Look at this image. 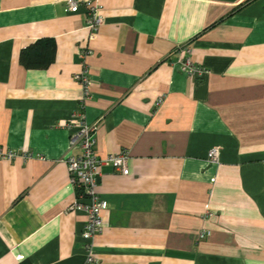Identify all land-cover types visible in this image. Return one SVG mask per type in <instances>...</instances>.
Returning <instances> with one entry per match:
<instances>
[{"label": "crops", "instance_id": "crops-1", "mask_svg": "<svg viewBox=\"0 0 264 264\" xmlns=\"http://www.w3.org/2000/svg\"><path fill=\"white\" fill-rule=\"evenodd\" d=\"M66 1L0 0V145L17 153L0 158V264L83 263L65 163L81 119L97 155L129 157L100 168L98 264H264V0H97L92 39ZM45 39L47 66L23 65ZM187 54L208 76L180 70Z\"/></svg>", "mask_w": 264, "mask_h": 264}, {"label": "built area", "instance_id": "built-area-1", "mask_svg": "<svg viewBox=\"0 0 264 264\" xmlns=\"http://www.w3.org/2000/svg\"><path fill=\"white\" fill-rule=\"evenodd\" d=\"M97 0H67L66 10L75 12L80 5L86 10L85 24L89 29V38L92 39L98 27L103 22V14L100 13V5ZM186 53L189 52V47L185 45ZM90 51L83 50L80 52L81 58H84ZM180 70L185 72L191 79L204 78L208 76L210 70L194 63L189 55H185L183 59H179ZM75 80L87 88L89 85V78L86 69L76 73ZM161 97L157 99L156 104L161 102ZM98 123L90 124L86 120L81 119L78 123L71 125V132L69 136L68 148H79L80 153L77 155H70L65 160L67 165V172L69 180L75 188V199L70 205V209L75 211H82L86 215L85 223L83 225L81 238L82 250L84 251V260L82 264H98L97 258L93 250L94 236L102 231L103 219L100 216L101 210L107 206V200L100 197L95 190L100 168L109 166L119 173L126 175L129 170L127 165L128 153L126 150L109 153L105 156H99L94 151L95 145V130ZM17 153L15 150L5 149L0 145V158H13ZM207 159L209 162H218L219 153L216 146L211 147L207 152Z\"/></svg>", "mask_w": 264, "mask_h": 264}, {"label": "trees", "instance_id": "trees-1", "mask_svg": "<svg viewBox=\"0 0 264 264\" xmlns=\"http://www.w3.org/2000/svg\"><path fill=\"white\" fill-rule=\"evenodd\" d=\"M44 43V46H42L45 49V54L43 56V60L37 59L39 51L38 46ZM51 40H39L38 42H35L33 44H30L29 46H26L20 51L19 60L23 65H28V67H43L47 66V63L50 61V50L48 49V46H50Z\"/></svg>", "mask_w": 264, "mask_h": 264}, {"label": "water", "instance_id": "water-1", "mask_svg": "<svg viewBox=\"0 0 264 264\" xmlns=\"http://www.w3.org/2000/svg\"><path fill=\"white\" fill-rule=\"evenodd\" d=\"M98 180V179H97Z\"/></svg>", "mask_w": 264, "mask_h": 264}]
</instances>
